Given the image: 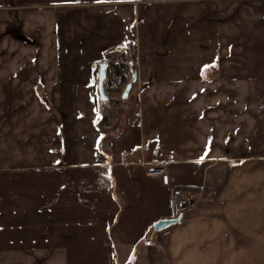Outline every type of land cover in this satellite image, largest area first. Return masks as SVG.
<instances>
[{
  "label": "crops",
  "instance_id": "obj_1",
  "mask_svg": "<svg viewBox=\"0 0 264 264\" xmlns=\"http://www.w3.org/2000/svg\"><path fill=\"white\" fill-rule=\"evenodd\" d=\"M133 26L107 154L95 72ZM0 264H264V0H0Z\"/></svg>",
  "mask_w": 264,
  "mask_h": 264
},
{
  "label": "rangeland",
  "instance_id": "obj_2",
  "mask_svg": "<svg viewBox=\"0 0 264 264\" xmlns=\"http://www.w3.org/2000/svg\"><path fill=\"white\" fill-rule=\"evenodd\" d=\"M134 57L132 50L129 51V49L125 48L121 53L111 57L110 61L115 64L124 63L127 65L131 60H135ZM98 69L96 74L97 82L99 75ZM128 83L129 81L122 85L119 80L116 81L115 84H107L106 81V91L110 98H112V100L107 103H104L99 99L98 86L96 83L97 87L94 91V102L91 106L93 109L92 111L94 112L93 125L96 126L95 135H101L106 141L103 145V150L106 151L107 154L110 153L107 142L111 139V136L116 135L120 131L121 125L129 126L138 118L136 84L131 92L130 99L125 101L122 98V93L128 86ZM105 133H107L106 137Z\"/></svg>",
  "mask_w": 264,
  "mask_h": 264
},
{
  "label": "built area",
  "instance_id": "obj_3",
  "mask_svg": "<svg viewBox=\"0 0 264 264\" xmlns=\"http://www.w3.org/2000/svg\"><path fill=\"white\" fill-rule=\"evenodd\" d=\"M147 174L152 177L161 179L163 186L170 190V203L173 210L176 212H184L193 208L194 200L199 196L191 190H181L172 186V179L168 173V163L161 162L159 164L148 165Z\"/></svg>",
  "mask_w": 264,
  "mask_h": 264
},
{
  "label": "water",
  "instance_id": "obj_4",
  "mask_svg": "<svg viewBox=\"0 0 264 264\" xmlns=\"http://www.w3.org/2000/svg\"><path fill=\"white\" fill-rule=\"evenodd\" d=\"M110 67H111V61L105 60V62L99 65V69H98V73H99L98 82H97L98 96L99 99L104 103H107L112 100V98H110L109 94L106 91V81L108 79ZM137 81H138V75L137 73H134L131 81L128 83V86L126 87V89L122 94L123 100L128 101L130 99L131 92ZM182 218L183 217L180 216L172 220L164 219V221L161 220L156 222L153 226L157 232H161L168 227L176 226L178 223L182 221Z\"/></svg>",
  "mask_w": 264,
  "mask_h": 264
},
{
  "label": "trees",
  "instance_id": "obj_5",
  "mask_svg": "<svg viewBox=\"0 0 264 264\" xmlns=\"http://www.w3.org/2000/svg\"><path fill=\"white\" fill-rule=\"evenodd\" d=\"M131 33H132V37L127 43H125V48L129 49V51L132 50V52L135 56L134 58L136 59V55H137L136 36H137V34L135 32L134 26L131 28ZM134 62H135V60H131V62L127 65L124 63L115 64L114 62H111V67L109 69L107 84L108 83L115 84L116 81H119V80H120V84H122V85L126 84L128 81L130 82L133 74L136 73ZM95 73L97 74V69H96ZM96 83H97V77L95 78V82L93 85L95 89L97 87ZM124 128H125V125H121L120 131L117 134H120ZM112 136H114V135H112Z\"/></svg>",
  "mask_w": 264,
  "mask_h": 264
},
{
  "label": "snow or ice",
  "instance_id": "obj_6",
  "mask_svg": "<svg viewBox=\"0 0 264 264\" xmlns=\"http://www.w3.org/2000/svg\"><path fill=\"white\" fill-rule=\"evenodd\" d=\"M207 67V66H206Z\"/></svg>",
  "mask_w": 264,
  "mask_h": 264
}]
</instances>
